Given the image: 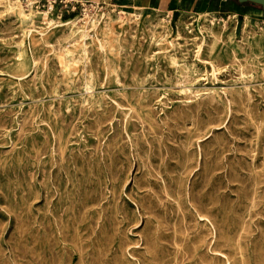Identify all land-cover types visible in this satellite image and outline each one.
Masks as SVG:
<instances>
[{"label": "rangeland", "instance_id": "obj_1", "mask_svg": "<svg viewBox=\"0 0 264 264\" xmlns=\"http://www.w3.org/2000/svg\"><path fill=\"white\" fill-rule=\"evenodd\" d=\"M19 2L29 21L0 18V264H264V22L104 9L66 69L87 16Z\"/></svg>", "mask_w": 264, "mask_h": 264}, {"label": "crops", "instance_id": "obj_2", "mask_svg": "<svg viewBox=\"0 0 264 264\" xmlns=\"http://www.w3.org/2000/svg\"><path fill=\"white\" fill-rule=\"evenodd\" d=\"M94 2L107 11L142 12L144 16H167L174 20L189 21L197 16L206 17L221 13L241 17L249 22H264V9L241 5L236 0H78ZM163 10V11H162ZM169 10V11H168Z\"/></svg>", "mask_w": 264, "mask_h": 264}, {"label": "bare ground", "instance_id": "obj_3", "mask_svg": "<svg viewBox=\"0 0 264 264\" xmlns=\"http://www.w3.org/2000/svg\"><path fill=\"white\" fill-rule=\"evenodd\" d=\"M163 11V10H162ZM169 11V10H168ZM124 11H121L120 14H123ZM15 14L22 22H25V21H29L31 19V16L33 15L32 12L31 13H28L27 10H25L24 7H22V5L20 4L19 0H0V18L3 17V15L5 14ZM132 13V17L136 19V21H139L143 16L144 14L142 12H138V11H133L131 12ZM4 19V18H3ZM120 18L118 19H115L113 17H110L109 20L105 23V25L103 26L102 29H104L106 32H108V30H110V27H111V24L112 22H115L117 20H119ZM229 19V18H228ZM162 21H167L166 19H163ZM82 22V21H81ZM81 22L80 21H74L72 22L69 26H68V30L66 32V36H65V39L67 41V45L68 47L65 49V53L64 54H61L60 55V61L61 62V65L64 67V68H69L71 67L72 63H78L74 60H72V57H73V50L71 49V47L73 48H78V47H82L84 49V55H86L87 53V44H86V37H87V33L90 31L91 28H94L97 26V21L94 17H87V19H85L83 22V24L81 25ZM129 23V22H128ZM218 23V22H217ZM22 25V24H21ZM48 25V23H47ZM34 26V25H33ZM50 26V25H49ZM224 27L226 26V24L223 25ZM254 26V25H253ZM210 28L208 29V32L210 34V37L214 40H218L221 35H222V32H223V29L222 28H218L216 27L214 21H211V25L209 26ZM202 29L200 27V25H196L195 27V31L196 32H200ZM179 31V30H178ZM180 34V33H179ZM106 36V35H105ZM91 37V36H90ZM165 35L162 36V39L160 40H157L156 42L160 45V43H162V41L165 40ZM133 38V37H132ZM137 40V39H136ZM135 40V41H136ZM146 43V42H145ZM93 46V45H92ZM108 48V47H107ZM62 49V48H61ZM93 49V48H91ZM57 50V49H56ZM202 50V49H201ZM60 51V50H59ZM110 51V50H109ZM112 54V53H111ZM200 54V53H199ZM83 55V56H84ZM153 57V56H152ZM68 58V59H67ZM140 58V57H139ZM126 60V59H125ZM171 62L173 65H178V61H177V58L174 56L171 58ZM109 63V62H108ZM146 63V62H145ZM90 64V63H89ZM47 66V65H46ZM45 66V67H46ZM147 66V65H146ZM64 68L62 70H64ZM70 70V69H69ZM247 71V70H246ZM76 73V72H75ZM264 75V74H263ZM216 76V75H215ZM107 78V77H106ZM138 78V77H137ZM127 79V78H126ZM229 79V78H228ZM216 80V79H215ZM237 80V79H236ZM152 81V80H151ZM156 81V80H155ZM86 82V80H85ZM157 83V82H156ZM180 85V84H179ZM86 86V85H85ZM37 87V86H36ZM173 90V89H172ZM38 92V91H37ZM158 93V92H157ZM183 93V92H182ZM228 93V92H227ZM145 94V93H144ZM185 94V93H184ZM189 94V93H188ZM119 95V94H118ZM89 96V95H88ZM143 96V94H142ZM124 98V97H123ZM156 98V96H155ZM61 100V98H60ZM125 100V99H124ZM158 100V99H157ZM192 100V99H191ZM209 100V99H208ZM127 101V100H126ZM203 102V101H202ZM130 106V105H129ZM163 106V105H162ZM132 108V107H131ZM60 110V109H59ZM118 111V110H117ZM69 112V111H68ZM83 112V111H82ZM162 112V111H161ZM231 112V110H230ZM134 113V112H133ZM156 113V112H155ZM136 114V113H135ZM226 114V113H225ZM231 114V113H230ZM122 115V113H121ZM137 115V114H136ZM175 115V114H174ZM8 116V115H7ZM124 116V115H123ZM165 116V115H164ZM157 117V116H156ZM147 118V116H146ZM32 119V118H31ZM193 119V118H192ZM198 119V118H197ZM127 120V119H126ZM64 121V120H63ZM79 121V120H78ZM133 121V120H132ZM113 122V121H112ZM124 122V121H123ZM154 122V121H153ZM194 122V121H193ZM64 123V122H63ZM73 123V122H72ZM125 123V122H124ZM123 123V124H124ZM144 123V122H143ZM161 123V122H160ZM145 124V123H144ZM166 124V123H165ZM192 124V123H191ZM262 124V123H261ZM27 126V125H26ZM24 126V127H26ZM34 126V125H33ZM68 126V125H67ZM71 126V125H70ZM76 126V125H75ZM111 126V125H110ZM148 126V125H147ZM264 126V125H262ZM12 127V126H11ZM19 127V126H18ZM118 127V126H117ZM141 127V126H140ZM163 127V125H162ZM202 128V127H201ZM1 129V128H0ZM24 129V128H23ZM67 129V128H66ZM135 129V128H134ZM19 130V129H18ZM22 130V129H20ZM147 130V129H146ZM137 131V130H135ZM29 132V131H28ZM75 132V131H74ZM165 132V131H163ZM4 133V132H3ZM2 134V133H1ZM6 134V133H5ZM259 134V133H258ZM3 135V134H2ZM141 135V134H140ZM155 135V134H154ZM118 137V136H116ZM133 137V136H132ZM230 137V136H229ZM22 138V137H21ZM199 138V137H198ZM124 140V139H123ZM127 140V139H126ZM47 141V139H46ZM56 141V140H55ZM218 141V140H217ZM103 142V141H102ZM176 142V141H175ZM249 142V141H248ZM131 143V142H129ZM180 143V142H179ZM230 143V142H229ZM58 145V144H57ZM218 145V144H217ZM185 146V145H184ZM246 146V144H245ZM251 146V145H250ZM68 147V146H67ZM131 147V146H130ZM151 147V146H150ZM216 149V148H215ZM230 149V148H228ZM236 149V148H235ZM112 150V149H111ZM188 150V149H187ZM34 151V150H33ZM162 151V150H161ZM223 151V149H222ZM11 152V151H10ZM44 152V151H43ZM66 152V151H65ZM132 152V151H131ZM249 152V151H248ZM7 153V152H6ZM9 153V152H8ZM133 153V152H132ZM199 153V152H198ZM5 154V153H4ZM40 154V152H39ZM44 155V154H43ZM137 155V154H136ZM240 155V154H239ZM5 156V155H4ZM42 156V155H41ZM40 156V157H41ZM167 156V155H166ZM245 156V155H244ZM264 156V155H263ZM29 157V156H28ZM247 157V156H246ZM64 158V157H63ZM55 159V158H54ZM134 159V158H133ZM201 159V158H200ZM36 160V158H35ZM64 160V159H63ZM62 160V161H63ZM84 160V159H83ZM119 160V159H118ZM148 160V159H147ZM150 161V160H149ZM148 161V162H149ZM38 162V161H37ZM36 162V163H37ZM54 162V161H53ZM58 162V161H57ZM66 162V161H65ZM52 163V162H51ZM150 163V162H149ZM192 163V162H191ZM111 164V163H110ZM254 164V163H253ZM264 165V164H263ZM38 166V165H37ZM221 166V165H220ZM34 167V166H33ZM239 167V166H238ZM264 167V166H263ZM74 168V167H73ZM123 168V167H122ZM199 169V167H198ZM5 171V170H4ZM44 171V170H43ZM242 171V170H241ZM65 173V172H64ZM246 174V173H245ZM253 174V173H252ZM162 175V174H161ZM183 175V174H182ZM248 175V174H247ZM24 177V176H23ZM66 177V175H65ZM15 178V177H14ZM25 178V177H24ZM160 178V177H158ZM68 179V178H67ZM109 181V180H108ZM44 182V181H43ZM134 182V181H133ZM190 182V181H189ZM173 183V182H172ZM35 186V185H34ZM189 188V186H188ZM256 189V188H255ZM112 191V190H111ZM150 191V190H149ZM148 191V192H149ZM253 191V190H252ZM106 192V191H105ZM152 192V191H151ZM56 193V192H55ZM168 193V192H167ZM162 194V193H161ZM242 194V193H241ZM17 195V194H16ZM135 195V194H134ZM164 195V194H163ZM169 195V194H168ZM256 195V194H255ZM154 196V195H153ZM165 196V195H164ZM17 197V196H16ZM47 197V196H46ZM115 197V196H114ZM156 197V196H155ZM49 199V198H48ZM106 199V198H105ZM255 198H253L254 200ZM47 200V199H46ZM108 200V199H107ZM117 200V199H116ZM115 200V201H116ZM169 200V199H168ZM254 203V202H253ZM258 203V202H257ZM17 204V203H16ZM190 205V204H189ZM254 206V205H253ZM99 207V206H98ZM233 207V206H232ZM49 208V207H48ZM137 209V208H136ZM256 211V210H255ZM87 212V211H86ZM182 212V211H181ZM258 212V211H257ZM50 213V212H49ZM120 213V212H119ZM138 213V212H137ZM255 213V212H254ZM39 214V213H38ZM50 215V214H49ZM64 215V214H62ZM85 215V214H84ZM199 216V215H198ZM257 216V215H256ZM16 217V216H15ZM19 217V216H18ZM83 218V217H82ZM113 218V217H112ZM35 219V218H34ZM107 219V218H106ZM50 220V219H49ZM124 220V219H123ZM204 220V219H202ZM250 220V219H249ZM55 221V220H54ZM101 221V220H100ZM142 221V220H141ZM110 222V221H109ZM44 224V223H43ZM111 224V223H110ZM185 225V224H184ZM252 225V224H251ZM59 226V225H58ZM63 226V225H62ZM1 227V226H0ZM17 227V226H16ZM60 227V226H59ZM61 228V227H60ZM186 228V227H185ZM247 228V227H246ZM118 229V228H117ZM116 229V230H117ZM189 229V227H188ZM51 230V229H50ZM119 230V229H118ZM214 230V229H213ZM49 231V230H48ZM111 231V230H110ZM63 234V233H62ZM110 234V232H109ZM187 234V233H186ZM22 235V233H21ZM59 235V234H58ZM61 235V234H60ZM117 235V234H116ZM120 235V234H119ZM188 235V234H187ZM60 237V236H59ZM216 237V236H215ZM21 238V237H20ZM23 238V237H22ZM38 238V237H37ZM16 239V238H15ZM142 240V239H141ZM186 240V238H185ZM55 241V240H54ZM149 241V240H148ZM177 241V240H175ZM52 243V242H51ZM176 243V242H175ZM14 244V243H13ZM56 244V243H55ZM172 244V243H171ZM132 245V244H131ZM1 246V245H0ZM153 246V244H152ZM175 246V245H174ZM178 248V247H177ZM176 248V250H178ZM30 249V248H29ZM173 249V248H172ZM158 250V249H157ZM192 251V250H191ZM5 252V251H4ZM55 252V251H54ZM158 252V251H157ZM56 253V252H55ZM75 253V252H74ZM1 254V253H0ZM58 254V253H57ZM212 254V253H211ZM4 255V254H3ZM6 256V255H4ZM3 256V257H4ZM106 256V255H105ZM157 256V255H156ZM223 256V255H222ZM17 257V256H16ZM55 257V256H54ZM170 257V256H169ZM181 257V256H180ZM224 257V256H223ZM5 258V257H4ZM24 258V257H22ZM33 258V257H32ZM46 258V256H45ZM182 258V257H181ZM34 259V258H33ZM103 259V258H102ZM158 259V258H157ZM227 259V258H226ZM5 260V259H4ZM16 260V259H15ZM37 260V259H36ZM45 260V259H44ZM176 260V259H175ZM183 260V259H182ZM40 261V260H39ZM83 261V260H82ZM101 261V260H100ZM185 261V260H184ZM186 262V261H185ZM9 263V262H8ZM53 263V262H52ZM177 263V261H176ZM202 263V262H201Z\"/></svg>", "mask_w": 264, "mask_h": 264}, {"label": "built area", "instance_id": "obj_4", "mask_svg": "<svg viewBox=\"0 0 264 264\" xmlns=\"http://www.w3.org/2000/svg\"><path fill=\"white\" fill-rule=\"evenodd\" d=\"M32 9L47 10L48 13H53L57 6H62L71 13L80 12L82 15L89 17L90 14L101 12L103 6L94 2L82 3L78 0H24Z\"/></svg>", "mask_w": 264, "mask_h": 264}, {"label": "water", "instance_id": "obj_5", "mask_svg": "<svg viewBox=\"0 0 264 264\" xmlns=\"http://www.w3.org/2000/svg\"><path fill=\"white\" fill-rule=\"evenodd\" d=\"M239 4H254L261 7H264V0H237Z\"/></svg>", "mask_w": 264, "mask_h": 264}, {"label": "trees", "instance_id": "obj_6", "mask_svg": "<svg viewBox=\"0 0 264 264\" xmlns=\"http://www.w3.org/2000/svg\"><path fill=\"white\" fill-rule=\"evenodd\" d=\"M236 1H237V0H236ZM241 5H252V6L259 7V8H261V9H264V7H261V6H258V5H254V4H250V3H248V4H241Z\"/></svg>", "mask_w": 264, "mask_h": 264}]
</instances>
